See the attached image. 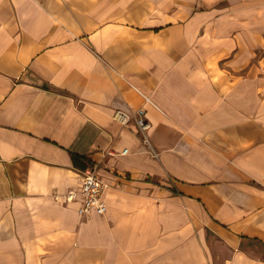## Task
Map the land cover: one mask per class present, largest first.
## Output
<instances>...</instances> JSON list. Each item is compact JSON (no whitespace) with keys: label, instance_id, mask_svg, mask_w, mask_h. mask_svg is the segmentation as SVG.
Returning a JSON list of instances; mask_svg holds the SVG:
<instances>
[{"label":"crops","instance_id":"0c3cea01","mask_svg":"<svg viewBox=\"0 0 264 264\" xmlns=\"http://www.w3.org/2000/svg\"><path fill=\"white\" fill-rule=\"evenodd\" d=\"M0 264H264V0H0Z\"/></svg>","mask_w":264,"mask_h":264},{"label":"built area","instance_id":"2783aa9c","mask_svg":"<svg viewBox=\"0 0 264 264\" xmlns=\"http://www.w3.org/2000/svg\"><path fill=\"white\" fill-rule=\"evenodd\" d=\"M115 118L124 126H129L132 120L140 134H142L143 142L149 146L150 142L146 136V132L149 129V124L145 117L144 111H138L135 115L130 117L128 114L120 112L115 115ZM125 150L122 155L127 154ZM155 157L158 155L153 153ZM108 188V185L103 182L95 170L86 173L80 183L79 188L72 189L64 196L56 195V200H62L63 203H78V213L82 218H88L92 214L99 216L105 215L107 212V206L104 201V193Z\"/></svg>","mask_w":264,"mask_h":264}]
</instances>
